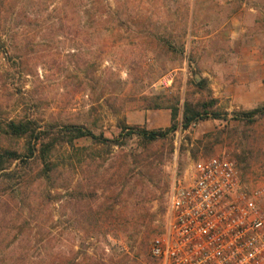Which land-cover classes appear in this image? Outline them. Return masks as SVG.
<instances>
[{
    "label": "rangeland",
    "instance_id": "obj_1",
    "mask_svg": "<svg viewBox=\"0 0 264 264\" xmlns=\"http://www.w3.org/2000/svg\"><path fill=\"white\" fill-rule=\"evenodd\" d=\"M185 102L222 116L183 127ZM262 104L264 0H0V148L27 156L0 170V264H154L175 178L221 154L264 176V115L233 117ZM171 107L165 137L118 136L167 128ZM11 119L122 144L56 142L47 167Z\"/></svg>",
    "mask_w": 264,
    "mask_h": 264
},
{
    "label": "built area",
    "instance_id": "obj_2",
    "mask_svg": "<svg viewBox=\"0 0 264 264\" xmlns=\"http://www.w3.org/2000/svg\"><path fill=\"white\" fill-rule=\"evenodd\" d=\"M154 264H264V176L248 185L228 154L195 162L169 188Z\"/></svg>",
    "mask_w": 264,
    "mask_h": 264
},
{
    "label": "trees",
    "instance_id": "obj_3",
    "mask_svg": "<svg viewBox=\"0 0 264 264\" xmlns=\"http://www.w3.org/2000/svg\"><path fill=\"white\" fill-rule=\"evenodd\" d=\"M177 114V107H171V124L165 129L147 130L145 128H139L138 131H134L136 130L134 127H126V125L120 123L118 127L120 126L119 129L121 131H119L118 136L125 138L135 134L137 138L144 143H151L159 138L165 137L169 132L175 130V119ZM263 115L264 104L255 108L233 112L234 118L248 123H254L257 117H262ZM209 116L212 118H219L222 116V114L217 111H211L204 102L197 105H192L189 102H185L182 113V126L187 127L191 124V122L208 118ZM64 125L68 129V133H66L68 135H55L50 139L51 131L46 132L44 135H40L37 129V122H35L34 119H11L5 123L4 133L10 136L25 138V147L28 154L33 155L35 152H37L39 154L38 157L44 161L47 167H50L48 159L51 147L56 142L68 143L72 145L74 139L89 137L94 143L98 144L107 143L108 146L122 144L119 143L120 141L118 137L115 139H101V134L96 135L91 129H88L80 124L64 123ZM125 128H128V130L124 131ZM25 158H27L26 155L16 151L15 149L0 148V170H3L7 165L17 159L23 160Z\"/></svg>",
    "mask_w": 264,
    "mask_h": 264
},
{
    "label": "crops",
    "instance_id": "obj_4",
    "mask_svg": "<svg viewBox=\"0 0 264 264\" xmlns=\"http://www.w3.org/2000/svg\"><path fill=\"white\" fill-rule=\"evenodd\" d=\"M237 18H238L237 14L234 13L233 16H232V19H237ZM238 19H239V18H238Z\"/></svg>",
    "mask_w": 264,
    "mask_h": 264
}]
</instances>
